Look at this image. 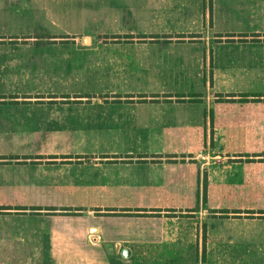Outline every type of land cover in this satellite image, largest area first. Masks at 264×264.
<instances>
[{
	"label": "rangeland",
	"instance_id": "obj_1",
	"mask_svg": "<svg viewBox=\"0 0 264 264\" xmlns=\"http://www.w3.org/2000/svg\"><path fill=\"white\" fill-rule=\"evenodd\" d=\"M120 1L69 0L70 9L82 7L84 11H71L60 24L48 22L46 13H36L33 18L28 14L20 20H0V95L9 103L28 104L26 110L33 113L22 118L0 116V135L4 137L0 139V150L65 151L70 153L71 160L82 159L86 165L96 158L103 166L119 168L144 159L126 155L128 150L156 148L181 152L160 157L161 162L169 164L164 167L167 170L164 180L140 185L153 193L145 197L152 202L134 205L124 213L121 209L111 210L112 207L90 208L88 216L97 217L106 233L131 236L118 246L113 243L116 238L108 237L98 249L77 257L70 254L62 264H264V164L259 165L264 163V123H259L263 116L256 105L238 110L232 102L246 99L235 101L226 95L230 98L226 99L227 106L234 108L230 119L240 139L214 140L210 131L209 137L201 141L98 140L106 139L108 132L115 134L114 130L125 126L128 117L110 113L123 109L99 108L94 103L106 106L110 102L161 100L160 94H152L160 88L155 86L157 81L161 83V78L99 76L110 72L119 62L109 58L161 55V28L149 21L159 20L161 13L139 14V20L130 26L119 17L132 14L93 12L96 5ZM104 16L107 18L103 19ZM53 18L57 20L56 14ZM114 19L118 21L113 22ZM216 29L231 33L260 31L237 27L231 20L219 23ZM133 38L143 39L145 44L132 43ZM248 49L250 53L255 50ZM242 51L246 54L247 49ZM52 58L63 59L65 69L54 74L34 70ZM263 85L257 87L261 92ZM249 96L253 102L264 97ZM215 97L214 102H218ZM43 106L52 107L49 110L58 112L59 118L48 119L47 108L44 110ZM4 110L9 112V109L0 112ZM62 112L66 115L61 116ZM249 131L253 139H247ZM58 136L65 138L57 139ZM94 151L100 155H74ZM110 152L116 154L106 155ZM206 155L208 159L204 158ZM75 210L78 211L70 208ZM123 247L129 251L127 258L121 256ZM44 257L45 260H39L37 254L23 253L9 261L58 263L56 259H48V254Z\"/></svg>",
	"mask_w": 264,
	"mask_h": 264
},
{
	"label": "crops",
	"instance_id": "obj_2",
	"mask_svg": "<svg viewBox=\"0 0 264 264\" xmlns=\"http://www.w3.org/2000/svg\"><path fill=\"white\" fill-rule=\"evenodd\" d=\"M68 1L0 0V20H20L28 14L33 18L36 13H46L50 18L48 22L60 24L61 19L71 11H84L82 7L70 9ZM120 2L96 5L93 12L132 14L119 17L130 26L139 20V14L161 13L159 20H149L161 28V55L131 54L109 58L111 61L118 59L119 62L110 72L99 76L161 78V83L157 81L155 86L160 88L152 93L160 94L161 100L110 102L106 106L102 102L94 103L99 108L123 109L110 113L128 117L125 126L114 130L119 136L108 132L106 139L98 140L201 141L209 137L210 131L214 140L240 139L236 135L239 133L234 132L236 128L230 119L233 114L231 110L252 109L253 105L261 110L259 112L263 117H260L259 123H264V97L253 102V97L249 96L264 95L257 89L264 84V0ZM54 14L57 20L53 18ZM228 20L237 27L260 31H217L219 23ZM15 27L20 28L21 25ZM131 41L145 44L143 39L133 38ZM198 48H202L201 51ZM248 48L255 50L250 53ZM241 49H247L246 54ZM123 61L126 64H122ZM64 69L63 59L53 58L47 60L44 66L34 68L48 71L49 74ZM214 95L218 102H214ZM226 95L235 101L246 100L240 103L233 101L234 108H229L226 99L230 98ZM240 95H245V98H240ZM27 105L9 103L3 99L0 109H9V112L4 110L0 116L30 117L33 113L26 110L29 109ZM41 108L48 109L45 110L48 119L59 118L58 112L49 110L52 107ZM60 115L66 114L62 112ZM253 138V134L247 132V139ZM0 139L4 137L0 135ZM179 153L175 149L128 150L126 155L144 159L133 160L127 167L119 168L117 165L103 166L96 158L86 165L82 159L71 160L70 153L65 151L0 150V264H10L9 259H16L17 255L23 253L37 254L39 260H45L43 258L48 254V259H56L57 264H62L70 254L77 257L80 253L98 249L108 237L116 238L114 245H120L132 234L106 233L97 217L88 216L90 208L112 207L111 210L121 209L124 213L134 205L152 202L145 197L153 193L145 191L140 185L164 180L167 171L164 167L169 164L161 162L160 157ZM108 154L115 155L116 152ZM74 155L95 157L100 152ZM208 157L206 155L204 158ZM70 208L78 211H70ZM89 226L99 227V230L88 229Z\"/></svg>",
	"mask_w": 264,
	"mask_h": 264
},
{
	"label": "water",
	"instance_id": "obj_3",
	"mask_svg": "<svg viewBox=\"0 0 264 264\" xmlns=\"http://www.w3.org/2000/svg\"><path fill=\"white\" fill-rule=\"evenodd\" d=\"M121 256H122L123 258H127V257L129 256V251H128V249H126V248L122 249V250H121Z\"/></svg>",
	"mask_w": 264,
	"mask_h": 264
},
{
	"label": "trees",
	"instance_id": "obj_4",
	"mask_svg": "<svg viewBox=\"0 0 264 264\" xmlns=\"http://www.w3.org/2000/svg\"><path fill=\"white\" fill-rule=\"evenodd\" d=\"M228 96H229V95H228ZM3 99H4V98L0 95V101H3ZM203 254H204V252H203Z\"/></svg>",
	"mask_w": 264,
	"mask_h": 264
}]
</instances>
